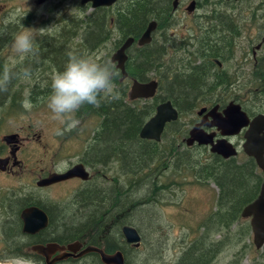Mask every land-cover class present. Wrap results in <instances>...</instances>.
I'll list each match as a JSON object with an SVG mask.
<instances>
[{"label": "flooded vegetation", "instance_id": "1", "mask_svg": "<svg viewBox=\"0 0 264 264\" xmlns=\"http://www.w3.org/2000/svg\"><path fill=\"white\" fill-rule=\"evenodd\" d=\"M150 2L149 9L158 20L151 19L145 25L144 31L150 22L156 23L150 42L144 45V55L153 56L155 64L147 72L150 64L146 60L150 57H145L144 81H157L158 88L163 81H199L198 87L188 88L192 108L180 111L174 107L178 118L166 125L161 137L173 127L178 136L184 134L181 144L186 146L189 132L196 128L213 143L223 139L230 142L237 150V157L246 129L236 135L222 136L214 123L225 117L224 111L230 104L239 106L250 120L264 114L256 102L264 99V0H185L186 14L197 19L187 33L169 29L180 20L177 13L182 9V0ZM190 3L193 6L188 9ZM35 4L39 5L36 0ZM208 7H212L210 11ZM1 31L0 46H4V37L8 39L14 33ZM45 47L50 49L49 45ZM30 64L35 66L36 62ZM132 80L127 76L123 81ZM117 81L120 83V77ZM19 85L18 81L12 83L8 92L0 93L3 109L14 111V106L20 107L23 96L14 97L11 91ZM241 89H245L244 96L231 97ZM218 90L221 95L216 97ZM40 95L41 90H33L30 98L37 103ZM184 116L189 119L182 122ZM32 132L31 127H17L10 132L0 130V263L15 264L18 258H25L34 264H102L98 254L82 252L88 246L106 252V237L113 239L117 236L116 228L124 226H121L120 208L111 207L110 201L106 204V191L101 188L105 165L102 146L92 141L86 143L77 160L57 167L59 150L55 153L43 142L41 134ZM187 148L205 149L223 162L236 158L225 159L211 153L209 144L197 141ZM75 166H82L88 177L49 182L53 176L65 174ZM257 170L263 173V181L264 172ZM58 187L69 188L58 196ZM119 236L125 246L133 248L125 242L121 229ZM121 252L126 260V250Z\"/></svg>", "mask_w": 264, "mask_h": 264}, {"label": "rangeland", "instance_id": "2", "mask_svg": "<svg viewBox=\"0 0 264 264\" xmlns=\"http://www.w3.org/2000/svg\"><path fill=\"white\" fill-rule=\"evenodd\" d=\"M182 3V9L177 13L180 20H178L173 29H169L187 33V30L190 29L189 27H192L194 20L197 19L186 14L185 7H187V2L182 0ZM124 4L125 1L121 0L119 4L112 6L109 11L107 10L106 13L109 14L107 18L111 23L113 14ZM211 8L208 7L207 10L210 11ZM28 9H30L29 12ZM93 12L94 9L90 7V4L81 5L80 0H48L42 6L36 5L35 0H0V31L6 30L4 32H7V34L8 32L14 33L8 39L4 37L6 42L4 46L2 44L0 46V69L3 67L2 62H7L9 57L13 56L11 44L15 33L22 30L21 24L26 28L51 27V31L47 34L37 37L39 47L42 43H49L52 39L56 40L58 37L61 39V41H56L53 45L49 44V50L51 51L48 52L47 50L48 55L42 56L40 53L43 59L49 56L50 61L56 64L65 63L67 60L63 57L67 55L68 59V54L71 52L77 55H90L101 62H110V57L116 50L115 43L119 39V33L113 26L112 36L100 48L87 51L85 46L82 47L84 32L79 27V21ZM12 16H15L17 20H21V23L5 25L4 21ZM64 41L69 42L68 46L66 44V48L58 49L56 45H61V42L63 44ZM133 50L134 47L128 53H132ZM61 53H64V56ZM175 59L176 57H173L174 62ZM27 66H31V64ZM63 67L60 65V69H63ZM31 68L33 70L32 82L24 83L14 80L13 83L18 81L20 85L19 88L11 89V91H14L12 95L14 97L23 96L24 98L26 88L30 89V92L33 90L48 92L40 95V97L38 96L42 99L37 103L31 100L34 104L31 111L25 110L22 104H20L19 108L14 106V111L5 110L0 104V130L10 132L17 129V127H23L24 129L31 127L33 132L41 134L43 142L49 144L55 153L59 150V154L56 156L57 167H59L61 164L75 161L81 156L82 148L84 149L85 144L92 141V132L95 131L99 120L96 118L94 110L89 105H85L77 113V118L80 121L78 127L74 130L63 132L62 135H56L55 129L59 125L50 119L51 113L46 106V97L51 91V75L57 70H44L42 69L43 64L39 62L35 66L32 65ZM169 82L171 83V81L164 82L165 85L163 84L162 89L159 91L160 95L166 96L167 89L170 87ZM176 83L177 81H175V86L173 85L170 88L175 94L180 92L189 93L188 89H182L179 83ZM124 85L128 86V91L130 81H127ZM238 94H241V97L244 96L245 89L233 92L231 97ZM215 95L219 97L221 92L218 90ZM256 102L260 104L258 106L260 110H264V99H256ZM255 110H257V107ZM188 119V117L184 116L181 121L184 122ZM182 137L184 138V134L178 136L174 133L172 127L165 132L162 140L158 143V153L161 154V158L168 156L167 152L170 149L179 154V156L172 159V164L169 167L165 165V163L170 162L166 161L168 158L166 157L162 161L160 159L155 160V165L158 164L156 167L151 166V169H148L149 166L146 164L145 167L143 165L142 168H139V163L136 162V157L138 156L137 146H132L127 152L129 159H126L128 156L124 158L118 153L115 154L121 158L125 165L122 163L121 165L119 161L117 162V159L104 165V180L101 179L100 184L101 188L106 191L105 199L111 198V207L118 206L120 208L122 225L134 227L142 238L138 249H129V247L125 246L122 237L119 236L121 227L116 228L117 232L115 235L117 236L113 238L114 241H117L120 237L118 242L127 252V264H180L182 256L202 232L201 224L207 222L209 214L213 211L219 193L218 187L211 181L197 180L195 177L196 172L191 169L183 167V169L178 170L175 169L173 164L188 162L191 166L194 165L197 170L199 167L201 169L202 166L211 164L214 157L205 149L197 150L182 145ZM108 143L102 141L99 147L102 146L101 149H103L104 146L109 145ZM239 144H241V141ZM239 152L241 154L235 158V162L238 165H244L249 161V158L241 149H239ZM118 156L116 158H119ZM40 157H42V154ZM153 168L154 170L156 168L159 169L156 182L161 188L157 192H152L150 188L144 186V175L147 176ZM241 175L243 177L240 179L241 182L239 184H236L235 181H239L236 179L240 178V174L237 177L233 174L229 178V182L225 187L227 195L236 194L240 184L248 188L251 187L249 178L245 174ZM255 175L263 177V173L257 168L254 172ZM141 177L142 185L136 188L135 185H137V181ZM131 186L133 187L129 188ZM66 188L69 187H58L57 195H63ZM216 229H211L208 232L207 240L198 248L208 250V245H212L214 241L222 242L221 248L219 246L221 242L214 244V249L220 248V250L211 264H264V246L261 249H255L248 219H241L233 227L229 229L222 228L217 233H213L212 231ZM194 257L199 258L202 255L198 253ZM185 259L182 260V264H192L193 258L191 256L189 258L185 256Z\"/></svg>", "mask_w": 264, "mask_h": 264}, {"label": "trees", "instance_id": "3", "mask_svg": "<svg viewBox=\"0 0 264 264\" xmlns=\"http://www.w3.org/2000/svg\"><path fill=\"white\" fill-rule=\"evenodd\" d=\"M122 1H125V4L121 8H119L115 14H113V17L111 18L112 23L107 18V15L109 14L106 13L107 10L109 11L111 7H100L94 9V12L91 15L86 16L84 19H80L79 27L84 32V43L82 44V47L85 46L87 51L97 50L98 48H100V46L105 44L110 39V36H112V26L119 33V39L115 43V48L117 49L128 38H133L135 40L138 39L143 34L145 25L147 24V22L151 21V19L158 20L154 12L149 9L151 0ZM120 2L121 0H118L116 4H119ZM100 11L102 13L99 14L98 12ZM59 40L61 41L59 37L56 38V40L53 39L51 44L53 45L54 43H56V41ZM66 44L68 46L69 42L64 41L63 44L61 42V45L56 46L58 47V49H64L66 48ZM44 45L48 46L49 43L46 42L40 45L39 49L42 56L48 55V52L51 51L48 50L47 52V48L45 47L44 49ZM133 47V52L127 54L128 59L125 64L128 77L140 82H146L144 81L145 57H150V59L146 60L150 64L146 69L147 72L152 70L151 66L155 64V59L153 58V56L144 55V46L137 47L135 46V44H133ZM133 47L131 46L128 49V52L133 49ZM61 54L63 55L64 53ZM158 54L159 53H156L155 55L158 56ZM42 56H40L39 63L43 64L42 69L44 70L51 69L62 71L63 69H60V65H62L63 67V65H65V63L67 62L66 61L65 63L56 64L55 62L50 61L51 59L49 58V56L45 57V59H43ZM58 56L60 57V55ZM63 58L67 60V55ZM30 63L31 61H27L25 63V66L29 65ZM54 66L56 67L54 68ZM126 82L127 81H123L119 83L116 80L117 87L121 94L119 100L102 102L99 107H93L89 105V107L94 110L95 115L99 120L94 131V136H92V142H96L98 144V147L102 141L109 142V145L104 146L102 149L105 153L104 164H107L109 161H114L116 159L117 162L119 161L120 164H123L121 158L115 154L118 153L126 158L128 156L127 152L130 150V148H132V146H137L138 156L136 157V162L139 163V168H142L143 165L145 167L146 164L147 166H149L148 169H151V166L156 167V165L158 164L155 165V160L160 159V161H162V159L166 157H168L166 161L170 162L165 163V165L169 167L172 164V159L179 156V154H177V152H174L173 149H170L167 152L168 156L161 158V154L158 153L159 144L156 142L140 139L139 131L144 123L154 114L155 108L159 103L171 101L172 105L175 108L183 111L186 108L191 109L193 102L189 99V97H187V93L180 92L179 94H175L172 89H170L173 85L175 86V81H171V83L169 82L170 87L169 89H167L166 96H162L159 94V91L162 89L165 82L164 81L159 85L156 95L152 100L129 101L127 97L128 86L124 85ZM197 82L199 81H181L180 83L179 81H177L176 84L179 83L182 89L187 90L188 88H193L194 86L198 87ZM185 84H187L188 86H186ZM46 92L48 91H41L42 95L46 94ZM116 156H118L119 158H116ZM126 159H129V156ZM173 166L178 170H180L181 168L183 169V167H186V169H191L192 171L196 172L195 177L197 180L211 181L219 189L213 211L209 214L207 222L201 224L202 232L194 241L195 243L192 242L193 244L188 248L187 252L180 259V264H182V260H186L185 256L188 258L191 256L193 258L192 264H211L215 260V256L219 252L222 246V242L214 241L212 245H208V250L198 249L199 246L207 240V234L211 229L217 228L216 230L212 231L213 233H217L222 228L229 229L233 227L238 221L242 219L240 216L241 210L245 205L249 204L257 197L262 182V177L256 175L254 176L256 165L252 158H249V161H247L244 165H238L235 162V159H230L224 162L219 159H214L211 164H207L206 166L204 165L201 167V169L199 167L197 170L194 168V165L191 166L188 162L173 164ZM152 170L147 176L144 175V186L150 188L152 192H157L161 188L159 187L160 185L158 184V182H156V177L159 175V169L156 168L157 172H155L156 170H154V168ZM233 174H235V177L239 176L240 174V178L236 179L239 181H235L236 184H239L241 182L240 179L243 177V175L241 174H245L246 177L251 181V187L248 188L247 186L245 187V185L243 186L242 184H240V186H238L236 190V194L227 195L225 187L229 182V178ZM140 179H142V177L138 179L137 185H135L136 188H139L142 185V180ZM132 187L133 186L129 188ZM109 201H111V198H106V204H108ZM122 224L123 223L121 221V225ZM219 243L220 248L214 249V244ZM114 249L124 251L122 245L117 244V242L114 241V238L108 239L106 237V252H110ZM198 253L201 254L202 257H194V255ZM125 263L127 264L126 260Z\"/></svg>", "mask_w": 264, "mask_h": 264}, {"label": "water", "instance_id": "4", "mask_svg": "<svg viewBox=\"0 0 264 264\" xmlns=\"http://www.w3.org/2000/svg\"><path fill=\"white\" fill-rule=\"evenodd\" d=\"M47 0H36V3L41 5ZM118 0H80L81 5L90 4L92 9L100 7H111ZM174 1V6H175ZM193 3H190V7ZM156 23L150 22L138 39L128 38L122 45L115 50L110 57V62L115 63L121 77L120 82L127 78L126 71L127 54L126 51L136 44L139 47L150 42L151 33L155 29ZM158 88L157 81L140 82L132 80L127 93L129 101L149 100L155 97ZM225 117L218 118L215 121V126L221 131L222 136H232L238 134L243 128L244 142L241 146L243 153L254 160L258 169L264 172V114H259L251 120L242 112L239 106L230 104L224 111ZM178 118L177 110L173 107L171 101L159 103L154 111V114L144 123L139 131V138L146 141L160 142L161 135L167 124L176 121ZM197 141L198 144H209L210 152L220 155L228 159L234 158L237 155L236 148L226 140H219L213 143L210 138H206L203 134L200 135L196 128L189 132V137L186 140V146L189 147ZM73 177L86 179L87 173L82 166H75L68 172L62 175H55L49 182H59ZM242 219L249 220V226L253 235V244L255 249H261L264 246V178L261 183L257 197L245 205L240 213ZM121 234L128 245L133 248H139L141 244V235L131 226L124 225L121 228ZM58 247V246H57ZM96 253L100 257L102 264H126L123 253L117 250L111 254L104 252L101 248L88 246L82 254Z\"/></svg>", "mask_w": 264, "mask_h": 264}, {"label": "clouds", "instance_id": "5", "mask_svg": "<svg viewBox=\"0 0 264 264\" xmlns=\"http://www.w3.org/2000/svg\"><path fill=\"white\" fill-rule=\"evenodd\" d=\"M9 23H21V20L12 16L4 21L5 25ZM21 27L22 30L15 33L12 40L13 56L9 57L0 69V93L8 92L14 80L32 82L33 70L31 66H25L24 62H39L40 49L37 37L51 31V27L26 28L22 24ZM0 34L3 32L0 31ZM119 77L120 72L115 63L101 62L90 55L70 52L63 70L55 71L51 75V91L46 97V106L51 113L50 119L59 125L55 129V134L62 135L63 132L76 129L80 123L77 113L85 105L99 107L102 102L119 100L121 94L116 84ZM30 96V89L26 88L22 107L27 111H31L34 107ZM64 166L66 164L60 165V167ZM15 264H34V262L30 259L18 258Z\"/></svg>", "mask_w": 264, "mask_h": 264}, {"label": "bare ground", "instance_id": "6", "mask_svg": "<svg viewBox=\"0 0 264 264\" xmlns=\"http://www.w3.org/2000/svg\"><path fill=\"white\" fill-rule=\"evenodd\" d=\"M173 107H174V106H173ZM165 127H166V126H165ZM164 129H165V128H164ZM161 136H162V135H161ZM161 140H162V137H161ZM161 140H160V141H161ZM156 143H159V142H156Z\"/></svg>", "mask_w": 264, "mask_h": 264}]
</instances>
